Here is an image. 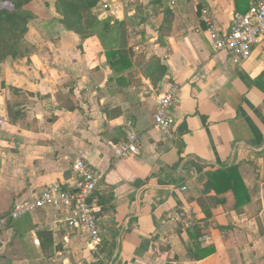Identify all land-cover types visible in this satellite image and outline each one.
<instances>
[{"label": "crops", "instance_id": "1", "mask_svg": "<svg viewBox=\"0 0 264 264\" xmlns=\"http://www.w3.org/2000/svg\"><path fill=\"white\" fill-rule=\"evenodd\" d=\"M40 1L25 37L32 52L0 65V218L49 186L74 189L73 164L85 161L102 176L101 242L42 209L0 231V264H264V40L235 65L207 34L208 21L228 34L250 0H99L100 26L124 23L125 63L108 54L120 49L118 25L83 39L60 23L58 0ZM175 85L169 140L155 115ZM11 88L29 100L18 123ZM128 123L140 154L120 159ZM232 166L251 199L241 213L232 194L219 205L202 190Z\"/></svg>", "mask_w": 264, "mask_h": 264}, {"label": "built area", "instance_id": "2", "mask_svg": "<svg viewBox=\"0 0 264 264\" xmlns=\"http://www.w3.org/2000/svg\"><path fill=\"white\" fill-rule=\"evenodd\" d=\"M208 39L215 52H226L232 63L237 65L248 60L254 47L264 40V0H250L246 13H236L228 34L223 35L220 29L208 21ZM181 87L172 86L167 92L159 95L157 100L156 126L167 139L176 137V118L172 109L178 103ZM140 154V139L131 123L126 125L125 138L116 153L117 158H126ZM73 171L77 182L72 190H64L57 185L49 186L31 198L22 200L0 218V231L11 223L42 209L53 208L57 211L58 224L70 229L83 230L90 238L91 245L101 242V225L97 192L102 185V176L85 161H76ZM185 190V188H184ZM185 213H178L176 219H185ZM190 227V222L185 221Z\"/></svg>", "mask_w": 264, "mask_h": 264}, {"label": "trees", "instance_id": "3", "mask_svg": "<svg viewBox=\"0 0 264 264\" xmlns=\"http://www.w3.org/2000/svg\"><path fill=\"white\" fill-rule=\"evenodd\" d=\"M32 4L33 0H0V65L8 59L18 60L29 56L30 50L26 47L25 37L29 31V24L35 17L31 9ZM98 4L99 0H58L55 8L61 17L60 23L68 31L75 32L83 39H88L95 33L100 38H107V35L114 33L115 25H118L122 31L120 49L109 51L108 54L113 59L120 57L124 63L125 61L128 62L132 52L126 50L128 40L124 23L117 22L115 25L105 23L100 26L98 14L95 12ZM97 27H99L98 31L96 30ZM10 95L11 98L8 101L10 120L13 123L24 121L26 114L23 109L18 108L25 107L29 103L27 95L18 88H11ZM237 169V166H232L213 173L202 184V190L203 194L219 205H226L229 202V194H232L234 204L230 211L241 213L242 207L250 203L251 199ZM97 197L98 204L104 211L105 205L102 197L98 194ZM202 207L206 213V217L210 218L212 212L206 209V205L202 204ZM49 235L47 231L39 233L43 246L46 245L44 237H49ZM208 251L211 254L213 249H209ZM204 258L203 256H197L196 260Z\"/></svg>", "mask_w": 264, "mask_h": 264}, {"label": "rangeland", "instance_id": "4", "mask_svg": "<svg viewBox=\"0 0 264 264\" xmlns=\"http://www.w3.org/2000/svg\"><path fill=\"white\" fill-rule=\"evenodd\" d=\"M42 3H41V1L40 0H33V4H32V6H31V9H33V11L35 10H37V8L39 9V7H40V5H41ZM26 43V42H25ZM26 47H28L29 48V50H30V53L32 52V49L30 48V45L28 44V43H26ZM30 53H29V55H30Z\"/></svg>", "mask_w": 264, "mask_h": 264}]
</instances>
